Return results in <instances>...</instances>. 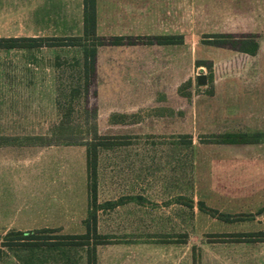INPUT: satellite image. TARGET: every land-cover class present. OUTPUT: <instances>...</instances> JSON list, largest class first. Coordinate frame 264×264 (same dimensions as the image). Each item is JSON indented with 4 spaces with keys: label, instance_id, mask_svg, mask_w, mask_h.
I'll return each mask as SVG.
<instances>
[{
    "label": "rangeland",
    "instance_id": "1",
    "mask_svg": "<svg viewBox=\"0 0 264 264\" xmlns=\"http://www.w3.org/2000/svg\"><path fill=\"white\" fill-rule=\"evenodd\" d=\"M63 1L0 0V39L82 38L75 0ZM188 17L176 44L98 48L88 75L92 42L0 49V264H87L93 247L97 264H264V0H188ZM208 35L255 37L259 49ZM92 143L107 244L3 249L11 232L86 234Z\"/></svg>",
    "mask_w": 264,
    "mask_h": 264
},
{
    "label": "trees",
    "instance_id": "2",
    "mask_svg": "<svg viewBox=\"0 0 264 264\" xmlns=\"http://www.w3.org/2000/svg\"><path fill=\"white\" fill-rule=\"evenodd\" d=\"M96 5L97 0H83V21H84V36L80 39L73 38H2L0 39V49L2 50H14V49H24V48H43V47H68V46H82L74 45L73 42L87 43L92 42V48L85 47L84 50V70L88 75L89 72L94 73L96 70L98 48L105 45L110 46H124V45H134L138 41H142V38H137L133 40L132 37H115L106 41L97 34V17H96ZM208 40L205 41L206 44L216 47L230 46L232 49L237 50L243 54L254 55L259 46L255 41V37H248L242 40H236L230 35H208L206 37ZM180 37L174 36H158V37H148L145 44L147 45H159L168 46L176 44ZM75 40V41H74ZM231 138L243 139L246 144H256L260 142L261 134H256L253 139L246 135H232L226 137L224 141L225 144H234L235 141H231ZM100 143H92L87 151V169L89 172V199L91 202V210L89 211L88 220L85 223L86 234L84 235H63L52 237L50 234L54 233V230L43 229L35 232H11L4 238L1 245L3 249L10 251L22 249V250H35L40 248H58L61 246H75L84 247L89 244L91 236H95L97 239L96 246L104 245L102 238L97 234V221L96 213L99 209L103 208L97 206V164H98V149L101 147ZM110 206V205H106ZM201 210H206L203 203H201ZM264 210L261 211V213ZM211 213L219 214L216 211H211ZM219 218L227 223L234 222V217L227 214H219ZM264 236V233L259 235ZM88 262L87 264H97V253L96 247L88 249ZM3 251L0 249V256Z\"/></svg>",
    "mask_w": 264,
    "mask_h": 264
},
{
    "label": "crops",
    "instance_id": "3",
    "mask_svg": "<svg viewBox=\"0 0 264 264\" xmlns=\"http://www.w3.org/2000/svg\"><path fill=\"white\" fill-rule=\"evenodd\" d=\"M67 3L73 4L70 0ZM74 3L77 4L75 11L83 20V0ZM96 17L98 36H179L182 40L188 29V0H97ZM113 65L108 63L105 68ZM97 67L103 68V65L97 64ZM121 76L119 81L127 83L123 79L127 75L121 73ZM133 95L125 94L121 99L138 98L137 92Z\"/></svg>",
    "mask_w": 264,
    "mask_h": 264
},
{
    "label": "water",
    "instance_id": "4",
    "mask_svg": "<svg viewBox=\"0 0 264 264\" xmlns=\"http://www.w3.org/2000/svg\"><path fill=\"white\" fill-rule=\"evenodd\" d=\"M197 83L199 86H207V77L206 76H198Z\"/></svg>",
    "mask_w": 264,
    "mask_h": 264
}]
</instances>
